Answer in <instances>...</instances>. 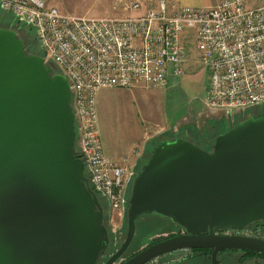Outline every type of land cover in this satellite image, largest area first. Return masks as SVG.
I'll list each match as a JSON object with an SVG mask.
<instances>
[{"label": "water", "instance_id": "obj_1", "mask_svg": "<svg viewBox=\"0 0 264 264\" xmlns=\"http://www.w3.org/2000/svg\"><path fill=\"white\" fill-rule=\"evenodd\" d=\"M75 142L67 79L0 26V264L98 263L108 230ZM152 212L186 232L120 264L189 247H212L211 264L223 249L264 254L263 238L212 234L264 220V111L229 124L210 150L183 136L155 143L132 179L125 238L103 264L121 256L137 217Z\"/></svg>", "mask_w": 264, "mask_h": 264}, {"label": "built area", "instance_id": "obj_2", "mask_svg": "<svg viewBox=\"0 0 264 264\" xmlns=\"http://www.w3.org/2000/svg\"><path fill=\"white\" fill-rule=\"evenodd\" d=\"M141 7L140 0L131 3L136 11ZM0 9L34 30L45 61L67 79L76 150L91 188L110 210L124 209L132 167L104 152L97 111L100 89L158 88L170 75L181 76L190 30L198 63L207 71L205 104L226 113L264 104V0H219L200 7L158 0L155 7L122 18L63 13L48 0H0ZM187 249H174L148 263L178 262Z\"/></svg>", "mask_w": 264, "mask_h": 264}, {"label": "rangeland", "instance_id": "obj_3", "mask_svg": "<svg viewBox=\"0 0 264 264\" xmlns=\"http://www.w3.org/2000/svg\"><path fill=\"white\" fill-rule=\"evenodd\" d=\"M133 1L136 0H48V4L53 5L52 2H54L58 7L61 6L59 8L62 12L73 15L122 18L139 14L148 7H155L158 3V0H140L142 7L136 11L131 8ZM202 1V4L195 7L213 6L219 0ZM166 2L175 3L174 0H166ZM0 26L14 28L22 39L33 40L34 48L27 44L26 53L42 54L35 41L34 30L23 23H18L10 12L0 9ZM187 33L189 34L186 40L187 62L181 76L170 75L167 83L158 88H146L141 84H136L131 88H103L98 91L99 127L106 148L110 147L115 151L126 150L130 142L134 141L138 135H153L154 140L150 148L163 138L184 136L192 139L202 148L210 150L215 136L226 131L229 124L234 125L252 117L264 107L263 104L242 111H232L229 115L222 109L207 106L204 101L207 71L198 63L194 52L192 31L187 30ZM78 146V141H76V149ZM142 162H138L134 167L131 166L132 175L126 188L124 209L121 211L109 209L108 211L109 239L105 257L124 239L130 186ZM252 230L264 237V227L260 226ZM177 231L178 225L167 216L156 212L141 214L136 219L133 238L119 260L159 236ZM237 255L229 257L222 253L219 260L221 264H253L251 260L239 262ZM204 263L210 264L209 257L205 258Z\"/></svg>", "mask_w": 264, "mask_h": 264}, {"label": "flooded vegetation", "instance_id": "obj_4", "mask_svg": "<svg viewBox=\"0 0 264 264\" xmlns=\"http://www.w3.org/2000/svg\"><path fill=\"white\" fill-rule=\"evenodd\" d=\"M26 47H28V46H26ZM261 111H264V107L261 108L259 112H261ZM130 190H131V186H130ZM98 197H99L100 207H97V209H99L101 211L102 217H103V223L107 227V225H108L109 206H108V203H107L106 199L103 196L98 195ZM177 225H178V231L177 232H174V233H171V234H168V235L159 236L158 238L154 239L153 241H157V240L163 239L165 237H169V236H172V235L181 234V233H185L186 232L179 224H177ZM260 226L264 227V220L252 221V222L248 223L245 227L240 228V229L227 227V228H221V229L213 230L212 234L213 235L214 234L215 235L240 234V235H248V236L259 237V238H263L264 239L263 236L259 235L258 233H254L253 230H252V228H258ZM208 232H209V230L203 232L202 234H207ZM125 235H126V233H125ZM124 238H125V236H124ZM108 239H109V234H108ZM123 240H122V242H123ZM128 246H127V248H128ZM115 250L111 251L110 254H108V255L106 254L107 256L105 257V253H106V249H105V251L101 255V258L99 259L97 264H103ZM125 250L123 251V253L125 252ZM211 251H212V247H195V248L189 247L185 251V255L180 261L174 262V263H171V264H205L204 263L205 262V258L209 257V259H210ZM133 253H131L128 256H126V257H124V258L119 260V258L122 256V254H121V256H119L115 261H113L112 264H120L122 261H124L127 257L132 255ZM166 253H168V252H166ZM166 253H163L161 255H164ZM222 253H224V255L229 256V257H231L232 255L238 254L237 257H238V261L239 262H243V261H246V260L247 261L251 260V262L253 264H264V254L263 253H260V252H257V251H253V250H249V249H240V248L223 249V250L218 251L217 252V264H221V260H219L220 259L219 256ZM198 258H201L202 260H196ZM143 264H149V263H148V261H146ZM210 264H211V260H210Z\"/></svg>", "mask_w": 264, "mask_h": 264}, {"label": "crops", "instance_id": "obj_5", "mask_svg": "<svg viewBox=\"0 0 264 264\" xmlns=\"http://www.w3.org/2000/svg\"><path fill=\"white\" fill-rule=\"evenodd\" d=\"M176 5L178 6H191L195 7L197 5H200L203 3L202 0H174ZM53 6L57 7L59 10L61 6H57L54 2H52ZM145 10V9H144ZM143 10V11H144ZM62 12V10H60ZM142 11V12H143ZM64 12V11H63ZM65 13V12H64ZM68 13V12H66ZM141 13V12H140ZM154 136H148V135H138L134 141L130 142V145L128 146V149L115 151L114 149H110V147H105L103 144L104 152L107 156L114 158L117 161H120L121 163H127L130 166H135L138 162L145 161L148 157L152 147L150 148L152 141L154 140ZM102 140V137H101ZM149 151V152H148ZM126 158L127 160L125 161ZM143 161V162H144ZM142 162V163H143Z\"/></svg>", "mask_w": 264, "mask_h": 264}, {"label": "trees", "instance_id": "obj_6", "mask_svg": "<svg viewBox=\"0 0 264 264\" xmlns=\"http://www.w3.org/2000/svg\"><path fill=\"white\" fill-rule=\"evenodd\" d=\"M22 40H23V43H24V47H25V49H26V45H27V44L33 46V48H34L35 44H34L33 40L29 41L28 38H27V40H26V39H25V40L22 39ZM183 137H184V136H183ZM187 138H188V137H187ZM189 139H190V138H189ZM190 140H192V139H190Z\"/></svg>", "mask_w": 264, "mask_h": 264}]
</instances>
